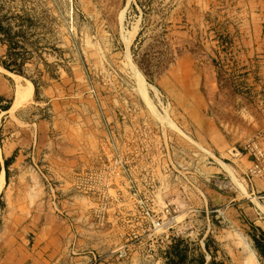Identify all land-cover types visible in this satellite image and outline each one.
<instances>
[{"label":"rangeland","instance_id":"rangeland-1","mask_svg":"<svg viewBox=\"0 0 264 264\" xmlns=\"http://www.w3.org/2000/svg\"><path fill=\"white\" fill-rule=\"evenodd\" d=\"M253 4L0 0V66L22 83L60 89L56 109L33 105L25 121L63 117L49 161L24 143L42 182L21 188L10 177L0 193V264H264V193L255 207L206 203L208 191L235 198L236 187L252 189L251 179L224 182L219 166L233 164L232 154L264 162V152L252 155L258 141L238 137L264 110L256 86L264 8ZM9 103L0 95V119ZM72 127H88L74 137L100 147L65 182L57 176ZM214 131L233 151L218 149ZM209 167L222 179L208 178Z\"/></svg>","mask_w":264,"mask_h":264},{"label":"crops","instance_id":"crops-1","mask_svg":"<svg viewBox=\"0 0 264 264\" xmlns=\"http://www.w3.org/2000/svg\"><path fill=\"white\" fill-rule=\"evenodd\" d=\"M253 5L255 7L264 8V0H254ZM257 17L259 18V21H264V14L261 16L257 15ZM0 73H3V75H5L4 77H7L6 79L0 78V95L2 98L6 100L8 99L10 101L8 110L2 113L0 119V133L4 124L3 120L8 121V124H10L7 129L4 128L6 131H8L6 134L9 136V139L6 142L7 144H5L3 148L0 147V176L4 175V186L7 184V181L11 180L10 177H12V180L17 183V187H21L19 186L21 184L39 183L40 181L42 182L41 175L35 171L33 167H30L26 163V157L24 156L25 149H23V147H25L24 143H28V141H26L27 139L30 141V144L28 143L30 147L37 145V148H34V150L37 151V155L43 162L49 161L53 157L52 154L55 152L54 147L58 148V146H56L57 144H54L53 140V136L57 133L55 131V123L61 124V119H63V117L58 114L56 119L52 118V122L50 119L48 121L36 120L27 123L24 119V116L29 108H33V105L38 108L42 105L45 106L51 104V106L56 109L57 105H60L59 103L56 104V99L59 97L60 89L56 84H53V82H51L50 85L47 84L41 88L36 87L34 83L26 80L25 83H22L21 77L12 75L10 71L6 70L2 66H0ZM256 79L258 97L259 99H262L261 104L264 105V66L257 68ZM26 90L28 96H24L27 95L24 94V91ZM21 94L22 98H20ZM25 97L27 98L25 99ZM262 113H264V110L261 112L259 110L258 113L256 112L249 115L250 119L252 122H255V124L251 125L253 127H251L250 130L248 129L244 132L240 131L238 136L242 143L248 144V142L251 141H258L256 145L253 146V149L251 148V151L254 153L252 154L253 156H256L258 151L264 152V121L262 118ZM253 114H255V116H253ZM70 129L71 131L69 129L65 131V134L68 135H70L69 133L71 132V141L65 142L64 150L66 151V161L64 162V173H60L58 176L57 172L52 174V176L55 175L53 177L64 176V179L62 180L65 182H73V177L76 172L75 170L81 166L80 161L88 159L86 155H88V157L92 155L93 159L97 158L100 147L95 141L85 143L83 142V138H81L80 142H78V138L74 137L75 134L76 136L79 134V130L82 132L86 131L87 133L90 130L88 127H72ZM213 135H215L214 142L215 144H218V149L224 150L225 152L229 150L233 151V148L231 147H233L235 143L232 142L231 139H229L227 136L223 137L216 131L210 133V139H212L211 136L213 137ZM66 138L68 137L66 136ZM32 142L33 144H31ZM89 151L91 152L89 153ZM18 152L20 155H17L14 158V155ZM82 155H85V157ZM230 159H232L233 164L227 165L222 162V166H219L224 173V182L228 181L231 186L232 184L234 185L233 176L237 181L240 179L241 183L251 179L250 182L252 189L247 191L246 187H243L244 190L236 187L235 193H237V195L235 198L232 196H226L219 192L208 191L207 193L209 197L206 200V203L208 206L213 205L224 207L228 211L236 209L237 203L239 204L237 207L238 209L242 208L244 204L249 203L255 207L256 204L254 201H260L261 198L258 196L264 193V171L261 174L256 171V167H260V165L264 167V162L257 164L251 160L248 155L245 158L240 153L232 154V158L230 157ZM45 167L46 169L48 168L49 170H52V168H49L48 165ZM216 170V167L207 168L206 175L208 178L211 180H215L217 178L222 179L221 176H215L214 173H216ZM17 193H19V189L17 190ZM174 203H176L179 209L182 210L184 208L181 198H178ZM260 212L261 210H259V208H255L253 213L259 215ZM261 242L264 243V241ZM253 245L255 248L257 247L255 242H253ZM204 247H206L205 244ZM255 252V254L258 256L256 249ZM262 256L264 258V254Z\"/></svg>","mask_w":264,"mask_h":264},{"label":"trees","instance_id":"trees-1","mask_svg":"<svg viewBox=\"0 0 264 264\" xmlns=\"http://www.w3.org/2000/svg\"><path fill=\"white\" fill-rule=\"evenodd\" d=\"M6 68V67H5ZM7 70H8V68H7ZM8 108L9 107H6L5 108V110L4 111H7L8 110ZM1 204V203H0ZM254 242H255V244L257 245V247H259V245H260V242L257 240V239H255L254 240ZM177 248H178V246H177ZM206 249H207V246H206ZM179 250V249H178ZM178 251H176V253H177ZM178 255H179V253H178ZM180 256V255H179ZM186 259V257H182L180 260H179V262L178 263H180L181 261H183V260H185ZM173 262V261H172ZM204 261L202 260V263H203Z\"/></svg>","mask_w":264,"mask_h":264},{"label":"bare ground","instance_id":"bare-ground-1","mask_svg":"<svg viewBox=\"0 0 264 264\" xmlns=\"http://www.w3.org/2000/svg\"><path fill=\"white\" fill-rule=\"evenodd\" d=\"M4 181H5V179H4V175H2V176L0 177V193L2 192V189H3V187H4Z\"/></svg>","mask_w":264,"mask_h":264},{"label":"built area","instance_id":"built-area-1","mask_svg":"<svg viewBox=\"0 0 264 264\" xmlns=\"http://www.w3.org/2000/svg\"><path fill=\"white\" fill-rule=\"evenodd\" d=\"M163 225V224H162ZM153 227L154 228H157V227H161V224L158 222L156 224H153ZM123 257L122 255L120 256V258Z\"/></svg>","mask_w":264,"mask_h":264}]
</instances>
